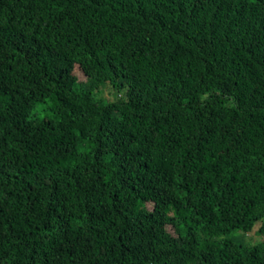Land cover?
Segmentation results:
<instances>
[{
	"label": "trees",
	"instance_id": "1",
	"mask_svg": "<svg viewBox=\"0 0 264 264\" xmlns=\"http://www.w3.org/2000/svg\"><path fill=\"white\" fill-rule=\"evenodd\" d=\"M0 264H264V0H0Z\"/></svg>",
	"mask_w": 264,
	"mask_h": 264
},
{
	"label": "rangeland",
	"instance_id": "2",
	"mask_svg": "<svg viewBox=\"0 0 264 264\" xmlns=\"http://www.w3.org/2000/svg\"><path fill=\"white\" fill-rule=\"evenodd\" d=\"M105 97L108 98L109 100L114 99L115 97L112 95L110 89H107L105 92ZM49 104V101L47 100L46 102L42 103V104H38L36 106V108H40V107H45ZM46 112V111H43ZM245 241L247 243H254V242H258L261 239V236L259 235H255L254 233H246L244 235Z\"/></svg>",
	"mask_w": 264,
	"mask_h": 264
}]
</instances>
